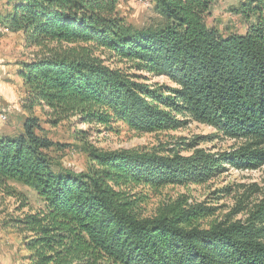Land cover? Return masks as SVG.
<instances>
[{"label": "trees", "instance_id": "obj_1", "mask_svg": "<svg viewBox=\"0 0 264 264\" xmlns=\"http://www.w3.org/2000/svg\"><path fill=\"white\" fill-rule=\"evenodd\" d=\"M151 1L162 23L147 28L130 24L119 0H14L0 19L38 50L19 74L23 130L0 132V197L26 201L7 221L29 264H264V197L245 223L202 229V206L180 201L146 217L136 192L205 183L225 165L264 167V0L235 8L248 29L227 36L208 24L218 0ZM38 110L54 126L75 119L140 134L191 121L243 144L182 156L168 148L107 152L86 140L88 170L76 173L54 155L65 146L44 132ZM11 185L35 191L43 206L24 213L27 198Z\"/></svg>", "mask_w": 264, "mask_h": 264}, {"label": "rangeland", "instance_id": "obj_2", "mask_svg": "<svg viewBox=\"0 0 264 264\" xmlns=\"http://www.w3.org/2000/svg\"><path fill=\"white\" fill-rule=\"evenodd\" d=\"M13 1L0 0V19H4L11 12ZM244 1L218 0L208 16L209 26L223 36L245 34L249 24L234 12ZM119 11L137 28L162 23L151 0H119ZM37 52V49L26 47L22 34L10 32L0 22V97L3 108L9 115L7 123L0 122V131L4 134L14 135L23 130L27 114L22 108L26 97L22 98L27 91L19 74ZM154 82L169 84L165 78H157L152 81ZM2 92H6L10 101L4 99ZM36 115L41 119L44 132L54 142L65 146L63 152H56L54 155L66 169L76 173L88 170V156L83 151V142L86 140L91 146L107 152L154 151L168 148L180 152L182 156H191L196 150H204L214 155L232 152L243 144L241 141L226 138L213 127L191 121L177 131L140 134L123 125L108 131L102 127L81 125L75 119L54 126L52 122L55 118L50 112L45 115L38 110ZM89 129L91 131L87 137L80 133ZM225 168L224 173L205 183L158 189L138 188L136 192L144 200V215L154 217L161 209L182 201L187 202L188 208L202 206L206 209L199 222L202 229L223 222L245 223L254 207L264 197V167L243 170L225 165ZM11 186L18 194H23L27 198L29 205L23 209L24 213H28L30 209L38 210L43 206L35 191L21 185ZM21 199L0 197V264H29L23 238L9 227L7 221L19 216L20 213L16 210L26 202Z\"/></svg>", "mask_w": 264, "mask_h": 264}, {"label": "built area", "instance_id": "obj_3", "mask_svg": "<svg viewBox=\"0 0 264 264\" xmlns=\"http://www.w3.org/2000/svg\"><path fill=\"white\" fill-rule=\"evenodd\" d=\"M8 121H9V115L4 110L3 105H2V100L0 97V122L4 124V123H7Z\"/></svg>", "mask_w": 264, "mask_h": 264}, {"label": "crops", "instance_id": "obj_4", "mask_svg": "<svg viewBox=\"0 0 264 264\" xmlns=\"http://www.w3.org/2000/svg\"><path fill=\"white\" fill-rule=\"evenodd\" d=\"M2 95H4V99L6 100V101H10V100H8V95L6 94V92L4 93V92H2ZM10 97V96H9ZM26 97V94H24L23 95V98L22 99H24ZM5 109V108H4ZM1 132V131H0Z\"/></svg>", "mask_w": 264, "mask_h": 264}]
</instances>
